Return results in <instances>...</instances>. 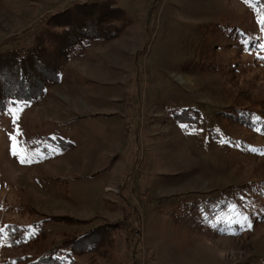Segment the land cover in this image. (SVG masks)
Here are the masks:
<instances>
[{
    "label": "rangeland",
    "instance_id": "1",
    "mask_svg": "<svg viewBox=\"0 0 264 264\" xmlns=\"http://www.w3.org/2000/svg\"><path fill=\"white\" fill-rule=\"evenodd\" d=\"M89 1L0 0V51L29 44L50 14ZM116 4L131 20L118 35L72 56L41 98L0 114V261L37 251L10 246L9 224L35 231L45 216L68 215L86 222L44 223L42 248L121 222L114 253L77 257L83 264H264V133L219 114L264 111V5ZM209 24L247 38L218 40L217 68L191 70ZM187 107L201 112L199 127L173 118ZM57 138L74 145L62 149ZM197 198L224 208L176 222L175 204Z\"/></svg>",
    "mask_w": 264,
    "mask_h": 264
},
{
    "label": "trees",
    "instance_id": "2",
    "mask_svg": "<svg viewBox=\"0 0 264 264\" xmlns=\"http://www.w3.org/2000/svg\"><path fill=\"white\" fill-rule=\"evenodd\" d=\"M257 1L264 5V0ZM130 21L125 9L118 6L116 0L75 2L50 14L45 18L42 28L34 33L29 44L0 51V114L11 103L30 104L41 98L48 86L60 81V72L65 62L89 47L92 42H105L118 35ZM222 26L221 24L204 26L198 45V59L191 65V70L217 68L218 40L225 41L228 37H234L236 44L241 45L247 38L245 33H233L230 26L227 27L228 30ZM247 42L248 49L255 48L253 45L256 46V43H250V40ZM248 108L238 106L230 112H220V118L231 127L233 124L250 125L264 133V111L261 115L255 116V110ZM235 110L238 113H235ZM172 115L177 122L189 128H197L201 125L202 114L195 108L187 107L180 111L173 108ZM214 136L221 137L219 134ZM56 142L62 149L74 145L62 138H57ZM260 188L261 196H264V184ZM237 192L239 191L235 188L232 192L222 193ZM222 208L224 205L216 207V204L210 200L197 198L188 203L175 204L170 213L176 222H179L194 211L207 212V216L211 217L223 210ZM49 221L65 225L86 222L68 215H57L45 216L38 223L35 231H30L29 228L16 223L9 224L6 240L10 246L22 250L37 246V251L3 259L0 264H83L77 260V257L88 253L95 255L101 252V255L107 256L114 253L115 234L121 226L120 221L105 222L79 234L65 232L60 243L42 248L47 238L43 224Z\"/></svg>",
    "mask_w": 264,
    "mask_h": 264
}]
</instances>
